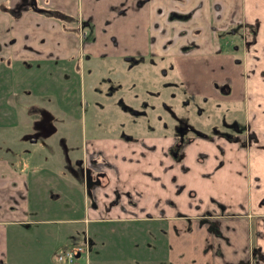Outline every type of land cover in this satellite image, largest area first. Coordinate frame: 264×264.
I'll list each match as a JSON object with an SVG mask.
<instances>
[{"label":"crops","instance_id":"crops-1","mask_svg":"<svg viewBox=\"0 0 264 264\" xmlns=\"http://www.w3.org/2000/svg\"><path fill=\"white\" fill-rule=\"evenodd\" d=\"M0 2L7 4L0 8L1 56L53 64L74 62L77 54L82 59L79 31L86 21L94 31L82 43L86 59L106 54L120 69H134L146 57L167 60L184 94L235 105L244 116L241 130L213 123L227 129L210 137L195 133L175 156L173 122L154 117L156 102L170 100V81L151 87L146 109L124 96L142 109L137 114L151 113L149 129L127 137L108 120L105 126L117 127L114 133L81 142L88 160L99 158L95 171L106 173L104 185L91 184L87 174L78 180L68 168L50 172L31 164L28 170L27 161L15 167L9 152L0 150V255L9 254L11 235L24 252L33 245L39 257L45 241L48 250L79 242L76 233L85 222L86 230L94 225L92 264H157L161 242L166 264H264V0H36L32 7L24 0ZM39 7L73 16L66 21L78 24L74 49L67 46L75 34L61 27L65 18ZM234 32H241V47L227 48L234 35L226 33ZM179 36L186 40L176 42ZM100 222L104 228L98 230ZM21 226L33 227V235L9 231ZM150 228L160 233L142 235Z\"/></svg>","mask_w":264,"mask_h":264},{"label":"rangeland","instance_id":"rangeland-1","mask_svg":"<svg viewBox=\"0 0 264 264\" xmlns=\"http://www.w3.org/2000/svg\"><path fill=\"white\" fill-rule=\"evenodd\" d=\"M24 1H29L30 5L36 3V0ZM4 5H7L6 2H0V8L3 9ZM67 15L66 13L57 17L65 18L61 23L63 30L75 34L76 41L70 40L67 46L74 49L78 45V24L68 23ZM84 23L80 24L79 36L81 38L80 50L85 56L80 59L77 54L75 57L77 62L72 67L70 64L75 63V60L74 62L60 61L53 64L33 62L27 58L26 63L12 56L6 58L0 55V88H2L0 89V101L2 98L5 99L4 95L7 93L3 90H9L5 105H1L0 102V109L1 107L5 109L4 111L0 110V150L9 152L10 162L13 166H22L27 161L30 165L27 166L28 170L31 169V164L41 165L40 168L50 172H53L52 168H54L60 173H64L65 168H68V170L72 169L74 176L80 180L85 176L83 171L86 170V164L89 165H87V170H89L90 166L101 163L98 157L90 161L88 157L84 156L81 151L82 138L114 133L117 127L105 126L110 123L108 120L121 125L118 127L119 133L131 135L144 133L149 129L147 122L151 121V113L147 112V116L132 113L129 108L135 106L124 102V96H132L133 99L130 100L132 102L138 103L137 101L140 100V108L146 109L148 105L146 97L149 96L151 87L165 88V80L170 81L171 90L168 96L170 100L166 104L156 102L157 111L154 112L156 114L154 117L161 122H173L171 123L173 126L170 124L173 127H170L171 130H174V125L177 122V132H186L187 127L190 126L198 127L203 132L226 130L224 126H212L215 122L231 124V130L242 127L241 122H244V116L241 108L184 94L181 91L180 83L177 82L176 75L173 76L176 72L175 68L173 69L172 64H168L167 60L161 61L155 57V63H153L149 62L146 57L134 69H120L121 64L106 54L95 59H86L88 57L87 50L83 51L82 43L84 40L93 38L94 31L87 29L86 21ZM55 26L61 30L59 25ZM240 35L241 32H237L233 37L236 40V37L240 38ZM111 38L116 39L117 36L114 34ZM12 40L13 38L10 41ZM45 40H48V36ZM185 40L186 38L182 36L176 38L178 43ZM50 41L54 46L53 40ZM38 43H40L39 40ZM58 45L62 47L63 44L59 43ZM32 48L33 46L30 49ZM1 50L2 43H0V54ZM151 66L152 69H150ZM116 76H119L121 80L116 79ZM120 82L122 85L119 84ZM160 89L157 92H160ZM161 107L165 111H162ZM228 114L229 118L226 117ZM92 127L93 130L87 133V130ZM192 130L188 133H192ZM30 137L33 139L30 140ZM86 226H88L87 223H81L80 234L76 233V240H83L84 233L87 231ZM93 226L89 225L88 227L89 235H92ZM100 227L104 228L101 222L97 224V229L99 230ZM33 230V227L24 228L21 226L18 229L12 227L9 231L29 233L31 236ZM152 231L154 234V231L159 230L152 229ZM12 239L11 235V239L8 241L9 254L7 253V256L0 255V264L2 262L5 264H66L57 258V254L65 248L66 243L55 246L56 248L52 244L51 250H48L50 243L45 241V248H42L39 257L34 254L33 245L29 246L27 253L23 248L18 247L16 240ZM141 240L143 241V238ZM24 243L28 244V241ZM160 244L161 247L155 259L157 264H166L163 253L165 248L163 242ZM156 245L153 248H157L158 244ZM148 253L150 254L149 251ZM96 258L95 254L91 255V262L96 263ZM36 259L40 262L37 263ZM81 261L85 262L84 259ZM144 261H137L136 264H146Z\"/></svg>","mask_w":264,"mask_h":264},{"label":"flooded vegetation","instance_id":"flooded-vegetation-1","mask_svg":"<svg viewBox=\"0 0 264 264\" xmlns=\"http://www.w3.org/2000/svg\"><path fill=\"white\" fill-rule=\"evenodd\" d=\"M32 5H30V6L32 7ZM62 13L64 14L65 12H62ZM68 18H70V17H68ZM236 33L237 32H234V34H229V33H226V34L227 35H235L236 36ZM236 40L239 41V42H241V39L240 38H237L236 37ZM236 40L233 39L231 41V46L228 45L227 48L237 49V48L241 47V44L240 43L238 44V42ZM221 90L223 92H225V93H229L230 92V86H229V84H223L221 86ZM129 109H131L130 111L132 113L135 112L136 114L138 113L137 112L138 110H142V109H138V108L136 109V107L129 108ZM139 115H145V112H143L142 114H139ZM225 123H227V122H223L224 126H226ZM212 126H216V125L213 124ZM176 127L178 128V124L175 125L174 131H176ZM187 128H188V130L186 132H184V131L183 132H177L176 131V133H177V139L174 142L173 146L171 147V153L174 154L175 156L179 153L180 147L183 146L184 143L187 142L190 138H192V136L195 133H198L199 135L204 136V137H210L211 133H213V132H203V131H200V128H198V127H191L190 126V127H187ZM192 129H194V130H192ZM241 129H242V127L240 129L237 127V130L236 129L235 130L233 129V131H238V130H241ZM191 130L193 132L189 134L188 131H191ZM222 131H224V130H222ZM226 131H231V129L230 130H226ZM121 135H125L127 137H129V136H132L133 137L134 136V135H131V134H126V133H121ZM229 137H231V136H229ZM31 139H33V138L30 137V140ZM94 159L95 158H93L92 160H94ZM87 165L88 164L85 165L86 166V170L83 171V172L85 173V176H86V173H87V176H89V178H90V183L91 184L104 185V184H107L108 183V181H106V182L105 181H102V179L104 178V176H106V173L95 171L96 169H95V166L94 165L93 166H90V169L87 170V168H88ZM159 229H160L161 232H163V230H161L160 227H159ZM141 232H143L142 235L145 234V233L153 234L152 228L145 229V230H141ZM163 233H165V232H163ZM91 239H94V237L92 235H89L88 234V230H87L84 233V236H83V240L82 241L74 242V243L72 242V243H69L68 244V247L74 250L73 251V254L76 255V261H78V264H87V263L92 264V262H91V255H93V246L95 245L96 241H95V243H92L91 242ZM82 259H84L85 262H82L81 261Z\"/></svg>","mask_w":264,"mask_h":264},{"label":"built area","instance_id":"built-area-1","mask_svg":"<svg viewBox=\"0 0 264 264\" xmlns=\"http://www.w3.org/2000/svg\"><path fill=\"white\" fill-rule=\"evenodd\" d=\"M73 251V249L66 246L57 254L58 260L61 262H65L66 264H78V261H76V255L73 254Z\"/></svg>","mask_w":264,"mask_h":264},{"label":"trees","instance_id":"trees-1","mask_svg":"<svg viewBox=\"0 0 264 264\" xmlns=\"http://www.w3.org/2000/svg\"><path fill=\"white\" fill-rule=\"evenodd\" d=\"M38 9L41 10V11H47L50 14H53V15H55V14L56 15H62V13L60 11L56 10V9H51V8L49 9V8H45V7H39ZM178 16H180V14H178L177 12H172L171 13V17H178ZM67 17L73 18V16H69V15H67ZM181 17H183V16H181ZM91 242L92 243H95V240L94 239H91ZM65 246H68V244L65 245ZM95 247H96V245L93 246V251H94Z\"/></svg>","mask_w":264,"mask_h":264}]
</instances>
